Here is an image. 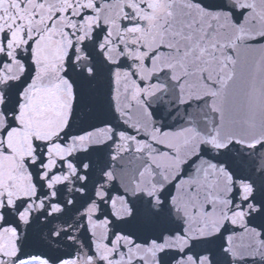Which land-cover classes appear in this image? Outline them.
Segmentation results:
<instances>
[{"label":"water","instance_id":"obj_1","mask_svg":"<svg viewBox=\"0 0 264 264\" xmlns=\"http://www.w3.org/2000/svg\"><path fill=\"white\" fill-rule=\"evenodd\" d=\"M72 261L264 264V0H0V264Z\"/></svg>","mask_w":264,"mask_h":264}]
</instances>
